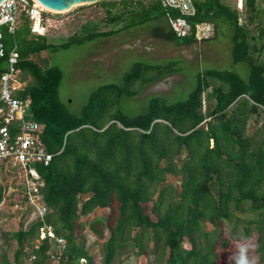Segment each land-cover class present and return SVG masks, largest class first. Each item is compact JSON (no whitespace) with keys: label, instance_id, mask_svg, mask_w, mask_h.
Returning a JSON list of instances; mask_svg holds the SVG:
<instances>
[{"label":"trees","instance_id":"1","mask_svg":"<svg viewBox=\"0 0 264 264\" xmlns=\"http://www.w3.org/2000/svg\"><path fill=\"white\" fill-rule=\"evenodd\" d=\"M192 3L196 13L186 17L190 31L182 37L170 25L179 11L162 8L157 0H104L98 4L112 25L109 31L82 29L52 43L46 35H33L26 17L7 38L8 47L12 42L18 46L17 67L26 83L17 97L30 100L29 114L40 124L43 146L54 157L48 165L32 164L48 214L26 229L29 211L8 214L18 226L13 235L0 231V264L10 262L2 253L10 238L18 245L15 264H132L145 253L154 256L152 264H226L233 244L248 245L249 258L264 264V123L253 125L264 114L262 0H243L242 9L229 0ZM148 22L160 23L154 28L157 38L178 44L195 42L199 25H212L216 34L220 24L227 26L233 61L249 66V78L206 70L185 100L168 103L154 96L146 112L130 116L121 109L123 97H136L143 86L180 70L179 61L138 62L123 85L98 88L80 114L71 113L59 95L63 72L41 53ZM254 24L257 35L252 34ZM11 168L17 167L2 165V180L12 175L14 187L22 190L11 200L16 197L25 206L23 178L8 174ZM7 188L0 184V206ZM97 209L107 210L106 215L82 222ZM44 225L52 226L64 245L41 239ZM106 232L97 262L88 238L94 244ZM124 255L129 258L123 262Z\"/></svg>","mask_w":264,"mask_h":264},{"label":"rangeland","instance_id":"2","mask_svg":"<svg viewBox=\"0 0 264 264\" xmlns=\"http://www.w3.org/2000/svg\"><path fill=\"white\" fill-rule=\"evenodd\" d=\"M144 1L149 2V0ZM229 2L232 5L237 4L242 9L236 0H229ZM261 6L264 9V0H262ZM42 9L46 20V36L52 43L63 42L82 29L99 28L103 31L112 29V25L107 20L105 9L98 3L76 6L72 10L64 12L53 11L45 7ZM159 24L158 22H148L113 36L102 37L83 44H74L66 49L60 48L41 53V57L47 59L51 66L57 67L63 72L59 95L67 109L73 114H80L94 91L107 84L123 85L125 74L138 62L163 65L179 61L180 70L173 74H165L157 81L143 86L136 97H123L121 109L130 116L146 112L150 99L154 96L162 97L168 103L185 100L196 87L198 74L206 70L233 71L245 80L249 78V66L244 62L234 63L233 61L232 39L227 26L220 24L216 34L212 25H199L195 42L178 44L162 40L154 35V28ZM251 30L253 35L258 34L256 24L251 26ZM12 44L13 42L9 46ZM252 123H255L254 119ZM262 123H264V114L259 117L258 124H253L254 129ZM9 173H20L21 175L22 171L19 168H11ZM11 176L9 175V178L4 181L0 171V184L8 187L5 191V201L0 206V231H7L8 235H13L18 226V221L11 220L8 214L19 215L22 212L10 205L17 203L16 197L11 200V194H17L22 190L14 187ZM170 180L175 185H179L175 178ZM106 211L97 209L91 215L82 217L81 220L89 223L97 217L105 216ZM247 216L249 214L244 215V217ZM108 236L109 234L106 232L103 238L96 240L94 244H91L92 236L88 238L89 253L96 257L97 262L99 261L98 251L102 253V244ZM8 242L2 253L8 257L9 264H15L14 254L18 245L14 238H10ZM150 246L152 247L153 244L151 243ZM239 247V244L229 247L225 258L226 264H230L232 255L238 254ZM127 254L130 255L131 252L129 251ZM126 258L129 257L124 255L121 257V261L124 262ZM21 261L25 263V259H21ZM153 261L154 256L145 253L136 258L132 264H152ZM30 263L28 261V264Z\"/></svg>","mask_w":264,"mask_h":264},{"label":"built area","instance_id":"3","mask_svg":"<svg viewBox=\"0 0 264 264\" xmlns=\"http://www.w3.org/2000/svg\"><path fill=\"white\" fill-rule=\"evenodd\" d=\"M164 9L176 10L180 17L170 19L172 30L178 37L189 34L190 25L186 17L194 16L196 10L192 0H157ZM240 7L243 0H238ZM27 17L33 35L46 34L44 10L35 0H5L0 4V171L2 165L21 169L23 184L27 190L28 200L25 206L19 203L15 208L29 211L25 223L26 229L30 223L44 219L48 210L41 204L39 188L41 179L33 163L41 162L48 165L54 155L48 153L41 141V126L29 114L30 100L17 97V92L24 89L26 83L20 79L17 67L19 61L18 46L13 43L7 46V38L16 33L22 21ZM19 122V128L13 124ZM24 192V190H23ZM25 193V192H24ZM23 207V208H22ZM41 239H58L55 230L50 225L40 228ZM64 245V241L58 239ZM1 243V237H0Z\"/></svg>","mask_w":264,"mask_h":264},{"label":"water","instance_id":"4","mask_svg":"<svg viewBox=\"0 0 264 264\" xmlns=\"http://www.w3.org/2000/svg\"><path fill=\"white\" fill-rule=\"evenodd\" d=\"M5 0H0V4ZM39 2L41 5L46 7L47 9L64 12L70 11L72 8L76 6H85V5H93L99 3L104 0H35ZM113 1H121V0H113Z\"/></svg>","mask_w":264,"mask_h":264},{"label":"clouds","instance_id":"5","mask_svg":"<svg viewBox=\"0 0 264 264\" xmlns=\"http://www.w3.org/2000/svg\"><path fill=\"white\" fill-rule=\"evenodd\" d=\"M248 251V245L242 244L238 249V254L235 258V264H256V260L254 258H249Z\"/></svg>","mask_w":264,"mask_h":264},{"label":"bare ground","instance_id":"6","mask_svg":"<svg viewBox=\"0 0 264 264\" xmlns=\"http://www.w3.org/2000/svg\"><path fill=\"white\" fill-rule=\"evenodd\" d=\"M36 3H37L38 5H40V7H42V8L44 7V6H43V5H41L39 2H37V1H36ZM45 8H46V7H45Z\"/></svg>","mask_w":264,"mask_h":264}]
</instances>
